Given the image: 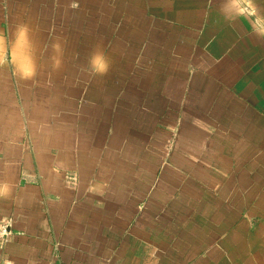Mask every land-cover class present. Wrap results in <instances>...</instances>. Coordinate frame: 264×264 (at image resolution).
Returning <instances> with one entry per match:
<instances>
[{
  "label": "crops",
  "instance_id": "0c3cea01",
  "mask_svg": "<svg viewBox=\"0 0 264 264\" xmlns=\"http://www.w3.org/2000/svg\"><path fill=\"white\" fill-rule=\"evenodd\" d=\"M0 183V264H264V0H0Z\"/></svg>",
  "mask_w": 264,
  "mask_h": 264
},
{
  "label": "clouds",
  "instance_id": "9594fccd",
  "mask_svg": "<svg viewBox=\"0 0 264 264\" xmlns=\"http://www.w3.org/2000/svg\"><path fill=\"white\" fill-rule=\"evenodd\" d=\"M88 67L95 75H106L111 68V63L102 53L95 52L88 60ZM10 193L11 189L9 185L0 183V197H7Z\"/></svg>",
  "mask_w": 264,
  "mask_h": 264
},
{
  "label": "built area",
  "instance_id": "2783aa9c",
  "mask_svg": "<svg viewBox=\"0 0 264 264\" xmlns=\"http://www.w3.org/2000/svg\"><path fill=\"white\" fill-rule=\"evenodd\" d=\"M8 235V223L0 217V241H5Z\"/></svg>",
  "mask_w": 264,
  "mask_h": 264
},
{
  "label": "rangeland",
  "instance_id": "374dc122",
  "mask_svg": "<svg viewBox=\"0 0 264 264\" xmlns=\"http://www.w3.org/2000/svg\"><path fill=\"white\" fill-rule=\"evenodd\" d=\"M248 13V12H247ZM118 31H120V29L118 30ZM169 131V130H168ZM172 143V142H171ZM167 158H168V156H167ZM171 190H172V188H171Z\"/></svg>",
  "mask_w": 264,
  "mask_h": 264
}]
</instances>
